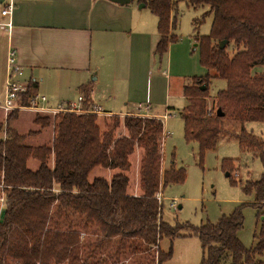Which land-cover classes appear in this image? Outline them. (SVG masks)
I'll use <instances>...</instances> for the list:
<instances>
[{
    "label": "trees",
    "instance_id": "1",
    "mask_svg": "<svg viewBox=\"0 0 264 264\" xmlns=\"http://www.w3.org/2000/svg\"><path fill=\"white\" fill-rule=\"evenodd\" d=\"M157 17L159 42L156 55L162 58L178 37L180 3L188 9H202L201 20L194 21V32L211 17L210 32L194 35L200 63L214 75L194 77L183 90L185 106L178 109L187 143H196L199 156L215 150L219 140L235 137L243 154L251 153L264 166V141L245 129L247 123H264V0H140ZM228 45L220 50L219 44ZM212 79L227 83L209 108ZM206 85L205 91L201 87ZM38 84L29 81L23 104L37 92ZM86 113H65L53 119L36 115L34 125L53 128L50 143L32 147L30 136L9 131L0 140V173L4 203L0 204V264H138L142 254L157 252L149 264H164L172 259V247L163 252L161 241L171 243L179 237L196 236L201 244L200 264H264V170L257 182L241 186L253 201L260 222L255 245L246 248L239 238L244 229L243 207L223 215L216 224L188 226L179 234L163 217L158 196L169 185L183 184L186 171L174 161L162 170L163 119L111 115L99 123L92 112L88 87L80 88ZM221 109L224 117H218ZM91 110V112H90ZM169 111H175L169 107ZM19 111L9 114L16 120ZM124 128L127 135L117 138ZM142 150L141 195L129 194L131 157ZM35 160L32 170L28 162ZM224 170L231 178L235 160H227ZM118 171L110 179L89 180L96 168ZM233 180V178H232ZM235 185L236 182L232 181ZM85 237H87L85 239ZM93 240V241H92ZM172 245V244H171Z\"/></svg>",
    "mask_w": 264,
    "mask_h": 264
},
{
    "label": "rangeland",
    "instance_id": "2",
    "mask_svg": "<svg viewBox=\"0 0 264 264\" xmlns=\"http://www.w3.org/2000/svg\"><path fill=\"white\" fill-rule=\"evenodd\" d=\"M142 11L149 13L150 10L143 8ZM177 12V26L173 34L178 37V40L171 44L169 49L171 54L169 68L172 78L171 93L173 97L175 96L169 106L175 111H169L168 108L160 106L156 109L154 107L152 112H158L164 121L166 138L162 146V170L169 168L174 161L177 168H183L186 171V181L183 184L169 185L162 190L163 217L171 227H179L180 235H185L189 233L188 226L201 227L208 223L216 224L223 215L227 216L242 206L244 229L239 233V238L246 248H251L255 245L254 235L258 231L260 222L257 218V210L252 207V199L243 194L241 186L247 181L257 182L260 180L264 170L263 162L259 158H254L251 153L243 154L238 141L232 136L221 138L215 150L207 152L203 160L199 156L198 145L186 142L184 125L178 113V109L184 108L185 100L178 96H182L183 86L187 83L190 84L192 78L214 75V72L201 65L200 51L194 39L195 34L199 36L209 34L212 19L211 17L206 18L204 24L195 33L193 31L195 28L194 21L201 20L204 11L202 9H188L185 4L180 3ZM3 50L4 48L0 43V75L5 69L6 59ZM256 71L257 73L264 72V68L259 67ZM68 79L65 77L63 83H57L54 80L43 83L39 88L37 86L36 92L47 97L50 103L55 106L67 102L77 103L78 97L82 95L81 90L71 85ZM21 80L29 82L25 77ZM107 84H109V88H112L108 82L103 86L101 85L95 99L100 105H102V100L109 99L106 93H102ZM226 87L227 83L223 80H211L208 98L209 108L215 107V96L218 91L224 90ZM3 90L4 84H2L0 77V106L3 102ZM9 114L5 115L0 109V140L6 139L9 131L27 136L34 132L36 134L27 138L25 144L37 147L50 143L53 137V128L41 129L34 125L36 115L42 114L31 110H21L16 120L8 122ZM48 116L52 119L55 117L53 115ZM110 116L99 115V123L102 128L103 120H108ZM120 117L124 118V116ZM245 129L264 141V123H247ZM125 135L127 132L124 128L119 129L116 133L117 138ZM142 153V150H137L131 157V169L127 173L130 177L129 194L134 196L142 193L140 188ZM227 160L236 161L233 168L230 169L231 178L227 176V172L224 170V164L228 162ZM27 165L32 170L38 168V162L35 160H30ZM116 173L118 171H108L99 167L91 173L89 180L92 181L97 177L110 179ZM1 177L0 173V181H2ZM232 181H235L236 184L234 185ZM2 197H4L3 186L0 185V198ZM172 204L174 208L171 207ZM171 247L173 250L172 259L164 264H200L202 249L196 236H181L172 243L168 238L161 241L160 249L163 252H168ZM153 258L158 259L156 251L142 254L141 259L135 260L134 263L149 264Z\"/></svg>",
    "mask_w": 264,
    "mask_h": 264
},
{
    "label": "crops",
    "instance_id": "3",
    "mask_svg": "<svg viewBox=\"0 0 264 264\" xmlns=\"http://www.w3.org/2000/svg\"><path fill=\"white\" fill-rule=\"evenodd\" d=\"M139 1L120 6L107 0H0L5 59L14 50L24 77L38 88L48 81L63 83L65 77L76 89L88 87L93 105L106 115L161 119L153 108H169L175 97L171 54L156 55L158 19L142 11L146 7ZM9 4L13 13L3 17ZM7 72L5 60L4 85ZM106 82L112 88L107 84L102 90L109 99L100 105L95 99Z\"/></svg>",
    "mask_w": 264,
    "mask_h": 264
},
{
    "label": "built area",
    "instance_id": "4",
    "mask_svg": "<svg viewBox=\"0 0 264 264\" xmlns=\"http://www.w3.org/2000/svg\"><path fill=\"white\" fill-rule=\"evenodd\" d=\"M14 5L9 4L2 11L3 17L12 15ZM10 26V24H9ZM7 76L4 85L3 102L0 109L5 115L14 111L31 110L42 115H59L65 113H86L82 109L84 103V96L78 97V102H67L66 104L60 103L57 106L52 105L49 99L45 96L34 94L28 98V104H23V96L28 92L29 82L21 80L24 77V71L21 65L18 63L16 52L12 49L9 50L6 59ZM92 112L98 115H103L104 112L98 106L92 107ZM90 110V112H91ZM168 135V134H167ZM158 200L162 203V195L158 196ZM4 203V197L0 198L1 206ZM174 208V205H171Z\"/></svg>",
    "mask_w": 264,
    "mask_h": 264
},
{
    "label": "water",
    "instance_id": "5",
    "mask_svg": "<svg viewBox=\"0 0 264 264\" xmlns=\"http://www.w3.org/2000/svg\"><path fill=\"white\" fill-rule=\"evenodd\" d=\"M111 3H114V4H118L120 6H126V5H129L131 3V0H107ZM141 7H144V5H142ZM228 45V42L227 41H222L220 44H219V48L220 50H224ZM207 89L206 85H203L201 87V90L202 91H205ZM217 116L218 117H224V113L221 111V109H218L217 111ZM228 176V174H227ZM4 212L1 213V216H0V219L2 220L3 217H4Z\"/></svg>",
    "mask_w": 264,
    "mask_h": 264
}]
</instances>
